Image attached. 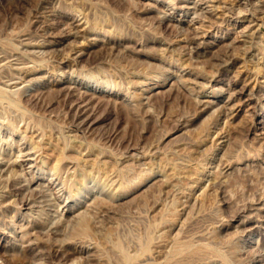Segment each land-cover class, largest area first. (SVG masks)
Here are the masks:
<instances>
[{"label":"rangeland","instance_id":"374dc122","mask_svg":"<svg viewBox=\"0 0 264 264\" xmlns=\"http://www.w3.org/2000/svg\"><path fill=\"white\" fill-rule=\"evenodd\" d=\"M186 1L0 0V264H264V0Z\"/></svg>","mask_w":264,"mask_h":264},{"label":"bare ground","instance_id":"6f19581e","mask_svg":"<svg viewBox=\"0 0 264 264\" xmlns=\"http://www.w3.org/2000/svg\"><path fill=\"white\" fill-rule=\"evenodd\" d=\"M209 1H211V0H194L193 3H189V2L186 1V2H184V4H183L182 6H180V7H181L182 9L188 10V12H189L190 10H193V9H194V10H195V9H199L200 7H202V4L207 3V2H209ZM202 8H203V7H202ZM205 12H206V11H205ZM207 13H208V12H207ZM212 13H213V12H212ZM212 13H211V15H212ZM211 15H210V17H211ZM215 15H216V14H215ZM208 16H209V15H208ZM208 16H207V17H208ZM212 16H213V15H212ZM214 17H215V16H214ZM222 17H223V16H222ZM222 17H221V18H222ZM215 18H216V17H215ZM218 18H219V17H218ZM218 18H217V19H218ZM211 20H212V19H211ZM211 20H210V22L214 21V20H212V21H211ZM212 23H213V22H212ZM76 24H77V23H76ZM94 25H95V24H94ZM172 27H173V26H172ZM94 28H95V27H94ZM185 29H186V28H185ZM206 30H207V29H206ZM94 31H95V30H94ZM97 31H98V30H97ZM78 34H79V32H74V33H73V35H77V36H79ZM253 34H254L253 32H252V33H251V32H250V33H246V37H250V36L253 35ZM109 35H110V34H109ZM252 37H253V36H252ZM94 38H95V37H94ZM97 39H98V38H97ZM101 39H102V38H101ZM196 39H197V38H196ZM196 39L194 40L193 43H196V42H197ZM252 39H253V38H252ZM251 41H252V40H251ZM42 42H43V41H42ZM52 43H53L52 41H49V44H52ZM253 43H254V42H253ZM49 44H48V45H49ZM115 44H116V43H115ZM197 44H198V45H197L196 48H197V49H200V48H201L200 46H202V42L197 43ZM232 44H233V43H232ZM28 45H31V43L28 44ZM43 45H44V44H43ZM228 45H230V44H228ZM253 45H254V44H253ZM33 46H39V42H34V43H33ZM40 47H41V46H40ZM42 47H43V46H42ZM202 49H203V48H202ZM256 50H257V49H256ZM25 51H26V50H25ZM37 51L40 52L41 50H37ZM42 51H44V50H42ZM45 51H46V50H45ZM196 51H197V50H196ZM198 52H199V51H198ZM34 53H35V52H34ZM44 53H45V52H44ZM41 54H42V53H41ZM51 55H52V54H51ZM262 58H263V57H262ZM160 59H161V58H160ZM257 59H259V58H257ZM2 60H3V59H2ZM39 60H40V59H39ZM39 60H38V61H39ZM76 60H77V59H76ZM0 61H1V59H0ZM261 62H262V61H261ZM258 63H259V62H258ZM35 64H36V63H35ZM164 64H165V62H164ZM176 64H177V63H176ZM263 64H264V63H263ZM263 64H262V65H263ZM253 65H254V64H253ZM30 66H31V65H30ZM3 67H4V66H3ZM3 67H2V68H3ZM0 71H1V70H0ZM5 71H6V70H5ZM3 72H4V71H3ZM27 72H28V71H27ZM30 72H31V71H30ZM199 74H200V73H199ZM199 74H198V75H199ZM151 75H152V74H151ZM195 75H196V74H195ZM148 76H149V75H148ZM204 76H205V75H204ZM204 76H202V77H204ZM22 77H23V76H22ZM29 80H30V79H29ZM33 80H34V79H33ZM194 80H195V79H194ZM17 81H18V80H17ZM27 81H28V80H27ZM19 82H20V81H19ZM22 82H23V81H22ZM22 82H21V83H22ZM30 82H31V81H30ZM25 83H26V82H25ZM11 84H15V82H13V83H11ZM11 84H10V85H11ZM28 84H29V83H28ZM37 84H38V83H37ZM10 85H9V86H10ZM23 85H24V84H23ZM11 86H12V85H11ZM29 86H30V85H29ZM3 87H4V86H3ZM12 87H13V86H12ZM14 87H16L17 90H20V89H21V88L19 87V83H17V82H16V84L14 85ZM21 87H22V86H21ZM3 89H4V88H3ZM5 89H6V88H5ZM24 89H28V86H25ZM258 90H259V89H258ZM251 92H252V91H251ZM10 93H11V91H10ZM16 93H17V92H16ZM249 93H250V92H249ZM0 94H2V92H1ZM7 94H8V92H7ZM12 95H13V94H12ZM4 97H5V96H3V98H4ZM258 97H259V96H258ZM5 98H6V97H5ZM11 98H12V97H11ZM11 98H8V100L11 99ZM147 98H148V97H147ZM6 100H7V99H6ZM14 100H15V99H14ZM227 100H228V99H227ZM230 100H231V99H230ZM239 100H240V99H239ZM2 101H3V100H2ZM231 101H232V100H231ZM9 102H10V103H13L11 100H10ZM4 103H5V105H6V102H4ZM4 103H3V104H4ZM0 105H1V103H0ZM7 105H8V104H7ZM10 105H11V104H10ZM14 106H15V105H14ZM18 106H19V105H18ZM226 106H227V105H226ZM221 107H222V106H221ZM16 108H17V107H16ZM227 108H228V107H227ZM1 110H2V109H1ZM233 112H234V110H233ZM22 113H23V112H22ZM262 118H264V116H263ZM37 142H38V141H37ZM39 142H40V141H39ZM49 144H50V143H49ZM37 146H38V145H37ZM45 146H46V145H45ZM37 149H38V148H37ZM1 152H2V151H1ZM29 155H30V154H29ZM26 156H27V155H26ZM0 157H1V155H0ZM19 157H20V156H19ZM1 158H2V157H1ZM61 159H62V158H61ZM61 159H60V160H61ZM74 160H75V159H74ZM57 161H59V159H58ZM59 162H61V161H59ZM59 162L57 163V165L59 164ZM9 163H10V162H9ZM64 163H65V162H64ZM11 164H12V162H11ZM77 164H78V163H77ZM66 165H68V164H66ZM54 166H55V165H54ZM54 166H53V167H54ZM7 167H8V166H7ZM60 167H61V166H60ZM10 169H11V167H10ZM58 170H59V169H58ZM58 170H57V171H58ZM11 171H12V170H10V173H11ZM55 171H56V170H55ZM21 175H22V174H21ZM21 175H20V176H21ZM25 179H26V178H25ZM7 181H8V180H7ZM31 206H32V205H31ZM259 208H260V207H259ZM89 209H90V207H89ZM85 212H86V211H85ZM80 213H81V212H80ZM82 215H83V214H82ZM79 221H80V220H79ZM11 224H12V223H11ZM262 227H264V226L262 225ZM252 228H253V227H252ZM23 236H24V235H23ZM161 248H162V247H161ZM181 248H182V247H181ZM167 253H168V252H167ZM16 254H17V253H16ZM11 255H12V254H11ZM8 257H9V256H8ZM11 257H12V256H11ZM1 259H2V258H1ZM262 260H263V259H262ZM7 262H8V261H7ZM3 264H4V263H3ZM39 264H40V263H39Z\"/></svg>","mask_w":264,"mask_h":264}]
</instances>
